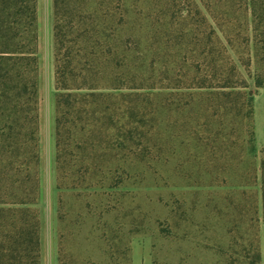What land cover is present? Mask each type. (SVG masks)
<instances>
[{"label": "trees", "instance_id": "obj_1", "mask_svg": "<svg viewBox=\"0 0 264 264\" xmlns=\"http://www.w3.org/2000/svg\"><path fill=\"white\" fill-rule=\"evenodd\" d=\"M53 19L59 264H76L67 194L98 219L85 240L133 264L145 222L113 203L173 164L190 187L229 189L220 213L248 223L262 264L264 0H53ZM39 85L38 0H0V264H42Z\"/></svg>", "mask_w": 264, "mask_h": 264}, {"label": "rangeland", "instance_id": "obj_2", "mask_svg": "<svg viewBox=\"0 0 264 264\" xmlns=\"http://www.w3.org/2000/svg\"><path fill=\"white\" fill-rule=\"evenodd\" d=\"M52 2L53 0H38L41 41L46 49L49 28L52 24L54 26V23H52L54 22ZM44 57L47 60L46 52ZM44 64L46 65V61ZM253 71L256 72L255 66H253ZM260 73H263V71L260 70ZM46 79L47 77L44 81L45 98L44 102H41L42 107L44 105V126L40 124V133L43 132V129L45 133L52 131L49 127V118L50 123H52L51 104ZM250 87L253 94H255L253 80H250ZM258 155L261 168V151L258 152ZM48 167H46V171L49 169ZM41 173L42 169L40 168V178ZM168 176L173 178L171 180H160L159 186H157L155 176L154 179L145 181L142 187L135 192V200L128 197L119 200V202L116 200L113 203L114 206L125 207L127 211L140 208V212L143 214L141 216L138 211L135 214L145 223L143 226L144 231L132 238L131 247L135 240H143L145 244L149 243L152 249L153 264H250L249 255L255 253L254 248L257 246L256 240H258V237L254 233H248V223L235 226L232 217L220 213V209L226 207L227 202L226 198L224 199V194L228 193L229 189L223 190L217 186L213 188H207V186L190 187L196 181L180 179L176 175L174 164L167 173H164L165 178ZM44 177L46 198L43 196V186L41 185L40 198L42 202L40 199V205L43 200L46 199L48 202L51 199L48 172H45ZM232 184H235L234 180ZM70 195L67 194L65 197V212L68 213V219L64 224V232L67 234L68 243L75 244L72 248V253L76 258L75 263L108 264L104 254L91 242L85 240L86 237L91 235V230L97 224L98 219L89 218L86 214L82 217L77 214L78 211H85V203L67 197ZM56 196L58 215V190H56ZM259 199L262 202V195L259 196ZM115 215L119 217V221H122L123 215L121 213L117 212ZM104 221H108L114 227H117L113 216H107ZM262 223L263 218L261 217V226ZM60 227L61 224L59 223V231ZM123 232L128 239L129 228H125ZM98 235L99 232L92 235L91 239L94 240L95 236Z\"/></svg>", "mask_w": 264, "mask_h": 264}, {"label": "crops", "instance_id": "obj_3", "mask_svg": "<svg viewBox=\"0 0 264 264\" xmlns=\"http://www.w3.org/2000/svg\"><path fill=\"white\" fill-rule=\"evenodd\" d=\"M53 6V2H52ZM39 9V6H38ZM40 12V11H39ZM54 23V22H52ZM39 20V60H40V103L45 98L44 81L47 77V88L49 101L51 104V121L49 127L52 131L40 133L41 146V185L43 186V196L46 198V183L44 180L45 172L49 174V188L51 189V199H46L40 205L41 212V249L42 264H59V221L57 215V196H56V139H55V59H54V26L49 28L47 49L42 44ZM47 53V60L44 54ZM43 53V54H42ZM46 61V65L44 64ZM44 95V96H43ZM46 102V101H45ZM44 105L40 107V124L44 126ZM53 114V117H52ZM52 124V125H51ZM42 128V127H41ZM254 128L256 136L257 151L264 150V88L259 89L254 101ZM49 166L46 171V167ZM45 183V187H44ZM42 202V199H41ZM49 210V212H47ZM45 211V212H43ZM261 252L264 264V223L261 226ZM133 264H153L152 249L149 243L143 240H135L132 245Z\"/></svg>", "mask_w": 264, "mask_h": 264}]
</instances>
